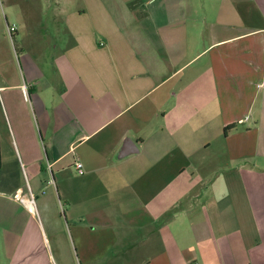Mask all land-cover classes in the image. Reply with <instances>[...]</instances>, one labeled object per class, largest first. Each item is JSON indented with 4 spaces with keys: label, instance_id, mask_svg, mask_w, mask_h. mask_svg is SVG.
Instances as JSON below:
<instances>
[{
    "label": "crops",
    "instance_id": "1",
    "mask_svg": "<svg viewBox=\"0 0 264 264\" xmlns=\"http://www.w3.org/2000/svg\"><path fill=\"white\" fill-rule=\"evenodd\" d=\"M82 4L3 35L0 264H264V0Z\"/></svg>",
    "mask_w": 264,
    "mask_h": 264
},
{
    "label": "rangeland",
    "instance_id": "2",
    "mask_svg": "<svg viewBox=\"0 0 264 264\" xmlns=\"http://www.w3.org/2000/svg\"><path fill=\"white\" fill-rule=\"evenodd\" d=\"M82 5V0H0V46H3L4 34L9 41L12 39L11 44L17 50L13 60L15 69L24 73L22 55L27 53L36 61L34 70L44 67L54 71L53 59L67 39L60 10ZM29 193L26 190L27 196Z\"/></svg>",
    "mask_w": 264,
    "mask_h": 264
},
{
    "label": "built area",
    "instance_id": "3",
    "mask_svg": "<svg viewBox=\"0 0 264 264\" xmlns=\"http://www.w3.org/2000/svg\"><path fill=\"white\" fill-rule=\"evenodd\" d=\"M10 33L12 29H9ZM73 166L77 172V174L82 175L83 174V167L82 164L79 161H74ZM26 199L27 202L24 201ZM15 200H17L20 204H22L29 212H34V200L32 195L29 193V196L27 195H15Z\"/></svg>",
    "mask_w": 264,
    "mask_h": 264
},
{
    "label": "water",
    "instance_id": "4",
    "mask_svg": "<svg viewBox=\"0 0 264 264\" xmlns=\"http://www.w3.org/2000/svg\"><path fill=\"white\" fill-rule=\"evenodd\" d=\"M125 147H126V145L123 147V150H122L123 152H124V150H125ZM120 154H121V153H120Z\"/></svg>",
    "mask_w": 264,
    "mask_h": 264
},
{
    "label": "bare ground",
    "instance_id": "5",
    "mask_svg": "<svg viewBox=\"0 0 264 264\" xmlns=\"http://www.w3.org/2000/svg\"><path fill=\"white\" fill-rule=\"evenodd\" d=\"M24 201L27 202L26 199H24Z\"/></svg>",
    "mask_w": 264,
    "mask_h": 264
}]
</instances>
